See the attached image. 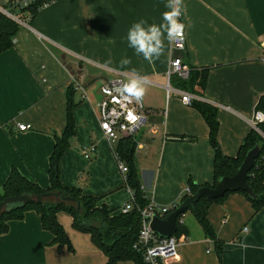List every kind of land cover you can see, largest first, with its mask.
Segmentation results:
<instances>
[{"label":"crops","instance_id":"0c3cea01","mask_svg":"<svg viewBox=\"0 0 264 264\" xmlns=\"http://www.w3.org/2000/svg\"><path fill=\"white\" fill-rule=\"evenodd\" d=\"M8 1L0 0V7ZM165 3L55 0L31 17H18L24 23L12 45L0 52V187L12 167L42 188L49 186L48 157L54 135H61L65 127L66 91L73 75L87 95L83 99L72 86L75 134L60 159V181L100 197L99 202L117 213L129 193L114 154L116 143L103 136L96 105L100 84L117 71L123 72L125 82L136 75L146 77L141 99L145 120L130 137L136 140L132 162L147 199L159 205L177 204L186 195L188 181L212 183L209 127L198 109L180 100L177 90L182 89L174 84L173 75L167 80L170 45L160 60L149 64L127 44L130 25L140 18L159 23ZM184 4L186 45L174 53L190 68L207 70L202 94L194 95L215 107L219 148L224 155L235 156L264 96V0H184ZM124 57L131 64L122 66ZM17 123L31 128L20 131ZM92 144L96 149L87 158L83 150ZM56 218L69 245L50 243L52 234L30 210L23 219L10 221L7 232L0 235V264H106L102 250L89 233L73 226L69 213L59 211ZM206 218L215 239L206 237L200 225L187 227L188 233L178 239L179 259L169 264H264V206L254 211L250 200L234 191L210 204Z\"/></svg>","mask_w":264,"mask_h":264},{"label":"trees","instance_id":"16d2710c","mask_svg":"<svg viewBox=\"0 0 264 264\" xmlns=\"http://www.w3.org/2000/svg\"><path fill=\"white\" fill-rule=\"evenodd\" d=\"M55 0H9L3 8L12 15L19 18H26L35 15L38 10ZM20 24L0 11V52L12 45V38L16 34ZM207 77L206 69L191 68L190 75L186 79L173 78L174 84L182 90L193 94H202ZM74 88L69 86L66 91V120L65 127L61 135H54L53 149L48 157V179L49 186L42 188L36 181L30 180L16 168L12 167L2 186L0 187V202L8 196L25 194L35 197L38 194L48 191L66 192L73 201H61L54 198H44L41 202L31 203H11L5 206L0 216V235L8 230L9 222L21 220L27 211H34L40 219L41 227L49 231L53 238L50 243L57 247L69 245L68 238L63 227L57 221L56 213L65 211L73 218V226L80 231L87 232L91 236V241L102 250L107 257L106 264H115L120 260H132L134 264H143L141 255L132 245L136 241L139 229V213L137 207L144 206L148 200L140 188L137 172L132 162L136 140L130 136L120 138L115 144V151L120 160L128 168L125 176L124 186H129L134 191V209L127 214L112 213L109 207L100 201V197L84 194L78 185L66 187L60 181V159L69 146V139L75 134V120L73 109L77 105L74 101ZM200 111L209 127V143L213 148V181L211 184H197L188 181V188L194 193L199 187H212L221 176H232L245 156L247 150L254 146L258 147L259 153L254 160V166L249 170L247 184L252 190L254 197H250L247 192L238 190L244 194L252 203L253 210L257 211L264 206V123L258 124L262 134L253 128L247 133L235 156L224 155L216 140L217 121L215 117V107L207 102L194 99L191 103ZM256 109L264 110V96H261ZM231 192H226L217 198L201 197L190 210L196 221L199 223L204 235L215 239L212 227L206 218V213L210 204L219 202ZM189 195H184L181 203ZM79 209L77 210V205ZM186 210V211H187ZM185 211V212H186ZM184 212V213H185ZM183 215V214H182ZM177 218V239L188 233V228L179 222L181 216ZM221 244V242H220ZM219 246V245H218ZM221 251L220 248H218Z\"/></svg>","mask_w":264,"mask_h":264},{"label":"built area","instance_id":"2783aa9c","mask_svg":"<svg viewBox=\"0 0 264 264\" xmlns=\"http://www.w3.org/2000/svg\"><path fill=\"white\" fill-rule=\"evenodd\" d=\"M0 11L14 18L19 24L24 23L3 7H0ZM185 45L186 36L184 31L183 38L174 41L170 45V55L166 71L167 80H169L172 75H176L182 79H186L190 75L191 68L179 55L174 53L176 51H183L185 49ZM261 45L264 49V40ZM262 61L264 62V55L262 56ZM122 75L123 72L117 71L116 76L107 79L100 84V97L96 104L99 128L103 136L112 145H114L122 137L133 136L138 131L146 116V110L143 107L141 100L139 102L134 100H125L117 91L119 85L125 82ZM69 83L75 89H79L81 91L83 99L86 98L87 92L85 86L77 83L73 75L70 76ZM167 89L170 90L168 84ZM177 93L179 94L180 100L184 104H190L194 99L198 98L196 95L183 90H177ZM260 123H264V110L256 109L251 118V125L254 130L262 134L258 127V124ZM15 127L20 131H25L30 129L31 125L28 123H17ZM95 149V146L92 144L83 150V154L87 158H91V153H93ZM114 154L117 160L118 169L124 175L125 182V176L128 171L127 165L119 159L115 150ZM125 188L129 193V199L118 208V213L121 214H127L134 209V191L129 186H126ZM186 194L191 195L189 188L186 189ZM178 204L179 203L159 205L149 199L144 206L136 208L139 213L140 220L137 238L132 247L140 253L143 264H169L170 262L179 259V243L175 234L169 237H163L157 234L151 227V220L154 216L163 218L167 213L174 210ZM179 222H181V218L179 219Z\"/></svg>","mask_w":264,"mask_h":264},{"label":"clouds","instance_id":"9594fccd","mask_svg":"<svg viewBox=\"0 0 264 264\" xmlns=\"http://www.w3.org/2000/svg\"><path fill=\"white\" fill-rule=\"evenodd\" d=\"M164 7L159 23H149L146 19L140 18L127 30L128 47L149 64H155L166 54L167 45H171L184 36L186 25L180 19L186 10L184 0H166ZM119 63L126 66L131 64V59L124 57ZM145 83L146 77L136 75L121 83L117 91L123 99L139 102L145 93Z\"/></svg>","mask_w":264,"mask_h":264},{"label":"water","instance_id":"95a60500","mask_svg":"<svg viewBox=\"0 0 264 264\" xmlns=\"http://www.w3.org/2000/svg\"><path fill=\"white\" fill-rule=\"evenodd\" d=\"M142 130L138 132L137 140L140 137ZM259 150L257 146L252 147L247 150L244 158L240 162L235 174L232 176H221L215 182L212 187L202 186L199 187L194 193L185 198L177 207L167 213L163 218L154 216L151 220V227L155 230L157 234L163 237H169L176 233L177 230V218L182 215L190 206H193L201 197L206 196L208 198H217L223 196L226 192H234L242 190L247 192L250 197H254V194L250 187L248 186L246 180L248 177L249 170L254 166V160L258 156ZM44 198H54L61 201H73L66 192L62 191H48L36 195L35 197L20 194L5 197L0 202V216L1 211L11 203L21 202V203H31V202H41ZM79 209V204L77 205V210Z\"/></svg>","mask_w":264,"mask_h":264},{"label":"rangeland","instance_id":"374dc122","mask_svg":"<svg viewBox=\"0 0 264 264\" xmlns=\"http://www.w3.org/2000/svg\"><path fill=\"white\" fill-rule=\"evenodd\" d=\"M8 16V15H7ZM17 17V16H16ZM12 18V17H11ZM14 19V18H13ZM15 20V19H14ZM176 76L173 75V78H175ZM183 222L185 223V225L190 228V230L193 228H198L199 224L197 223L196 219L194 218L193 214L191 213L190 210H187L184 215H183Z\"/></svg>","mask_w":264,"mask_h":264}]
</instances>
